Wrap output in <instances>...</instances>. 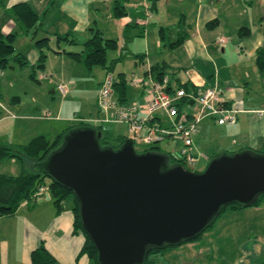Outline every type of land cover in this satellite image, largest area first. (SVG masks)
Masks as SVG:
<instances>
[{
    "label": "crops",
    "instance_id": "obj_1",
    "mask_svg": "<svg viewBox=\"0 0 264 264\" xmlns=\"http://www.w3.org/2000/svg\"><path fill=\"white\" fill-rule=\"evenodd\" d=\"M159 1L152 9L148 0H126L127 15L114 19L111 9L109 11L111 0H60L55 7L57 13L52 14L47 27L52 31L53 36L71 33L77 39L78 34L81 33L89 38L90 29L100 30L99 26L103 28L102 23H106L114 28L118 40L126 43L123 46L116 40L134 65L132 76H143L147 68L159 66L167 69L171 76L173 75L176 86L188 84L189 90L195 86H216L221 89L220 101L228 103V106L236 111V122L233 125L220 126L214 120L206 119L198 124V131L192 138L197 162L210 160L211 154L215 152H220V155L245 151L263 154L264 77L259 75L255 66V52L257 48L264 45V9L259 8L264 6V0H210V2L188 0L189 5L182 3L184 9L170 16L162 12L163 8L159 6ZM18 2H28L33 7L29 0H8L7 4L10 8ZM214 2L220 3L219 6ZM223 5H225L224 8H221ZM231 5L234 9L230 8ZM40 8H44L42 4ZM105 8L108 10L106 14L103 12ZM252 9L255 15L253 19ZM48 12L49 8H46L42 14L44 19ZM224 13L228 16L226 17ZM241 13L244 15V18L242 17L244 20L239 19ZM213 19L218 20V26L215 29H208L206 24ZM150 22H152L151 25ZM241 27H249L251 35L235 43L236 39L231 33L238 31ZM100 31L104 36V29ZM44 33L47 34L46 31ZM166 35H168L167 44L164 41ZM149 36L156 38L155 44L149 43ZM181 37H184V40L177 44ZM131 40L133 45L130 43ZM219 40H223L224 43L220 44ZM32 52L37 54L33 58L36 62L38 51ZM28 64H30L29 61ZM138 69L140 71H137ZM104 75L103 71L98 86ZM98 86L95 89V100ZM251 92L252 96H250ZM141 94V88L129 89L128 86L126 103L136 102ZM19 100V97H13L12 106H7L0 99L2 111L0 121L10 120L9 116L4 115L5 113L11 114L13 120L18 117H28L22 116L20 109L16 108L15 103ZM62 111L63 107L58 111L59 118ZM213 129L214 133L210 134ZM223 139L229 142L228 147H225L228 145L225 141L218 144ZM205 140L208 145L204 143ZM213 140L215 143L209 147V143ZM26 168L31 170V167ZM50 202H52L51 194L45 190L41 197L32 200L31 203L21 204L13 216L0 217V264H32L30 254L41 243L61 264L89 263L86 255L78 256L84 242L83 236L71 234L74 222L73 204L64 205L59 215H56L53 205V215L48 220L52 212L49 213L46 203ZM44 206L50 214L48 217L44 212ZM261 211H264V200L258 207L232 210L234 214L239 213L245 216L263 213ZM21 212L24 213L19 218ZM8 219H10L9 222H7ZM262 220L264 217L259 216L258 220L246 223L261 229L264 225ZM229 229L230 224H222L218 232L219 235L222 234L221 238L225 239L228 236ZM215 236L206 244L212 247L211 251L206 248V251L201 252L203 250L200 248L201 241L185 244L200 252L197 255L198 264H264V238L259 235L244 240L248 242L247 245L243 242L244 246L241 242L238 243V249L232 250L228 248L230 240L218 242ZM223 245L225 248H221ZM234 252L237 255H233ZM203 253H213L209 262H204ZM180 264L194 263L190 259H184Z\"/></svg>",
    "mask_w": 264,
    "mask_h": 264
},
{
    "label": "water",
    "instance_id": "obj_2",
    "mask_svg": "<svg viewBox=\"0 0 264 264\" xmlns=\"http://www.w3.org/2000/svg\"><path fill=\"white\" fill-rule=\"evenodd\" d=\"M100 137L74 129L40 166L73 193L100 264H143L149 248L194 239L227 206L250 207L264 194V154L216 156L198 173L168 167L161 153L138 154L129 138L117 150L100 147Z\"/></svg>",
    "mask_w": 264,
    "mask_h": 264
},
{
    "label": "rangeland",
    "instance_id": "obj_3",
    "mask_svg": "<svg viewBox=\"0 0 264 264\" xmlns=\"http://www.w3.org/2000/svg\"><path fill=\"white\" fill-rule=\"evenodd\" d=\"M38 1L39 0H29V2L33 4V7L36 9V11L41 15V28L34 34L33 31L29 32L28 34H20L21 31L18 23L15 21L13 14L8 7V0H0V28L3 34L19 32L14 42L15 52L24 54V56L30 63L26 67H20L16 62L12 61L10 57L9 66L6 69L0 71V99L3 101V103L7 104V106H12V98L19 97V102L15 103V105H17L16 108L20 109V113L22 116H28L25 118L18 117L15 118L16 120H13V118L10 116L11 114H4L5 116H9L10 120L0 121V141L6 144L24 145L28 143L32 138H35L37 136H45L49 141H53L57 137V135L64 131L68 126L77 124L78 120L76 121L75 119H85L88 121H93L102 116L99 111L98 105L96 104L97 100H95V89L97 88L98 83L102 78V69L100 67H93L91 70H87L81 62L73 61L66 54H53L52 50H57L55 47V38L52 35V31L47 26L52 14L57 13V8L55 7L60 0H41V2ZM206 1L210 2V0ZM38 3H41L44 8H40L41 4ZM182 3H186L188 5L190 4L188 0H178L174 2H171L169 0H160L159 6H162L163 13L170 16L172 13L174 14L178 10L184 9L182 7ZM214 4L219 6L220 3L214 2ZM224 6L225 5H223L221 8H224ZM46 8H49V12L44 19V16L42 14ZM230 8L234 9L232 5L230 6ZM259 8L264 9V6H259ZM110 9L111 3L109 11ZM107 11L108 10H106V8L103 10L105 14ZM251 14L252 19L255 18L253 9ZM224 15L226 17L228 16L227 13H224ZM233 15L235 16V14ZM242 17L244 18V15L241 13L239 19L244 20ZM55 23H57V21ZM151 23L152 22H150V25ZM102 25L103 28L99 26V29H104L105 38L118 40L116 31L113 27L107 25L106 23H102ZM44 31H46L47 34L44 33ZM154 34L156 35V37H158L155 31ZM231 35L236 39L235 43H237L239 40L237 31L231 33ZM44 37L51 38V47L50 49L43 50L47 55L44 69H36L35 66L37 65V61L35 62L33 58L37 54H34L32 51H38L36 47V41ZM77 39V41L83 43L88 38H86V36L81 33L78 34ZM155 39L154 37L149 36V43L155 44ZM118 41L123 44V46L126 45L123 40ZM135 41H137V39H135ZM164 41L165 44L168 43V35H166ZM130 43L132 44L133 40H131ZM59 49L65 50L67 52H79L81 50L80 47L70 44H61ZM166 53L167 51L165 50V54ZM120 56L122 57V60L120 64L115 67L114 74H117L120 71L124 72L127 78V86H129V89H131V72L134 69V65L132 61H130V57H128L124 53L123 48H121L120 54L118 51L108 52L107 54L108 60L115 59ZM137 71L140 70L138 69ZM31 75H34L35 80L37 81L31 79ZM59 85L67 88L68 93L66 94V96L62 97L60 95L57 89ZM252 95L253 93L251 92L250 96ZM139 100L140 99L136 100V102H139ZM131 103L133 102H129L128 105ZM261 103L263 102L261 101ZM61 107H63V111L59 118L58 111ZM47 112L49 113V117H43ZM157 114L158 113H156V115ZM1 115L2 111L0 110V116ZM161 116L163 117V123L165 124L166 116L163 113H161ZM102 126L113 136H127V132L123 125L111 123L104 124ZM213 133L214 129L211 130L210 134ZM215 141L217 142V139ZM215 141L213 140L212 142H210L209 147H212ZM222 141L227 142L223 139L218 144H220ZM179 142L180 141L178 140L162 139L158 141V147L162 153H177L180 148ZM204 143L208 145V142H206V140ZM227 143L228 145H226L225 147L229 146V142ZM135 147L138 150L142 149L139 146ZM204 148L206 150V146H204ZM217 155H220V152L211 154V158L208 161L200 160L193 167H191L192 170L203 172L208 163ZM33 166L35 165L33 163L31 164L30 162L25 164V167L33 168ZM20 170L21 165L18 160L8 159L0 163V174L17 176L19 175ZM49 183L50 179L48 177L45 178V186L43 188L46 191H48ZM71 203V198H68V200L65 201L64 205L70 206ZM46 204L49 213L52 212V214L50 215L47 212L48 210L46 209V207H43L47 217L48 214L50 215L48 219L50 220L54 211L53 203L50 202ZM261 212L263 213L245 216L239 213L234 214L232 210L224 211L214 221L215 223L212 225V227L202 233L199 241H196L202 242V246L200 248L203 250L201 252L206 251V248H208L209 250L212 249L211 246H207L206 244L215 235V238L218 239V242H226L223 241L226 239L230 240L228 248H231V250L238 249V243L240 242H243L247 245L248 242H244V240H247L248 238H251L255 235H259L260 237L264 238V225L263 228L259 229L246 223L249 221L258 220L259 216L264 217V211ZM23 213L24 212L20 213L19 218L22 217ZM9 220L10 219H8L7 222H9ZM262 222L264 223V220H262ZM222 224H230V229L227 230L228 236L225 239L221 238L222 234L219 235L218 233ZM223 246L221 248H225V245ZM199 253L200 252L198 251V249H194L192 246L189 247V245L184 244L182 246L173 247L165 251H161L157 255H151L150 259H153L156 262L162 264H180L182 260L190 259L194 264H198L199 259H197V255ZM235 253L236 252H234L233 255H237ZM212 256L213 253H203L202 255V257L205 258L204 262H209Z\"/></svg>",
    "mask_w": 264,
    "mask_h": 264
},
{
    "label": "trees",
    "instance_id": "obj_4",
    "mask_svg": "<svg viewBox=\"0 0 264 264\" xmlns=\"http://www.w3.org/2000/svg\"><path fill=\"white\" fill-rule=\"evenodd\" d=\"M157 1L158 0H148L152 9L156 7ZM125 2L126 0H112L111 15L114 19H120L127 15ZM10 10L15 21L18 23L21 31L20 34H28L31 31H33L34 34L41 28V16L28 2H18L11 6ZM216 26H218L217 19H213L206 24L208 29H215ZM89 31L91 36L83 43H79L71 33L65 34L64 36L54 35L55 47L57 50H52L53 54H66L73 61L81 62L87 70H91L93 67H100L105 72V74L112 73L116 77L114 89L117 100L122 105H128L126 103L128 86L125 73L118 72L117 74H114L115 66L122 59V57L120 56L112 60H108L107 58L108 52L118 51L119 54L121 53V48L119 47L118 41L105 38L102 32L98 29H90ZM18 33L19 32L3 34L0 28V71L6 69L9 66L10 57L12 61L16 62L20 67H26L28 65V61L24 54L15 52L14 42ZM250 35L251 30L249 27H241L237 31L239 40H244ZM181 40H184V37H181L177 44H180ZM50 41L51 38L49 37H44L36 41V47L38 49V60L37 65L35 66L36 69H44L47 55L43 50L50 49ZM61 44L78 46L81 48V50L79 52H67L65 50H60L59 47ZM255 66L259 75L264 77V45L257 48L255 52ZM166 71L168 70L164 67L154 66L151 68L150 72L155 77L160 78ZM144 74H146V72ZM30 77L31 79L35 80L34 75H31ZM178 87L189 90L188 84H179ZM168 89L169 91H172V87ZM225 105L229 107L228 103ZM78 128H93L97 132H100V147H108L112 150L119 149L125 140L128 139V136L111 135L109 131L104 129L101 124H92L79 121L75 125L68 126L64 131L57 135L53 141H49L45 136H37L32 138L24 145H11L0 142V163L8 159H14L18 160L21 165L20 173L17 176L0 174V217H11L17 212L21 204L31 203L32 200H35L34 196L36 192L39 190V188L45 186L44 179L48 177L46 172L40 169L41 164L54 150L58 149L62 145L63 138L66 134ZM141 148L142 149L138 150L134 146V149L138 154L145 152H157L163 154L166 157L167 166L170 168L179 165L184 167L186 170L193 171L192 168L186 166L182 160L178 159L172 153H162L159 150L158 144L144 146ZM28 162L35 165L33 168L31 167L32 170L25 167V164ZM48 191L51 194L56 215H59L62 212L65 201L68 200V198H71L73 204L72 211L74 214V222L72 225L71 234L74 236L81 235L84 238V242L81 246L78 256L86 255L89 261L88 264H100L98 262L97 249L82 226L79 216L78 202L75 199L73 193L69 189L62 187L52 180H50L48 185ZM263 200L264 194H261L250 207H244L236 203L231 204L224 208L216 217V219L226 210H241L258 207L261 205ZM214 221L210 223V225L204 231L210 229L215 223ZM202 233L196 236L194 239L184 241L182 244L177 246L165 245L161 248H149L147 257L143 264H162L150 259V256L157 255L159 252L173 247L193 243L200 239ZM30 258L32 264H61L46 250L43 243L39 244L38 247H36L31 252Z\"/></svg>",
    "mask_w": 264,
    "mask_h": 264
},
{
    "label": "built area",
    "instance_id": "obj_5",
    "mask_svg": "<svg viewBox=\"0 0 264 264\" xmlns=\"http://www.w3.org/2000/svg\"><path fill=\"white\" fill-rule=\"evenodd\" d=\"M223 44V40H219ZM151 68L143 76H132L131 87L141 88L139 102L122 105L118 102L114 85L116 77L105 74L98 86L96 100L101 117L88 121L92 124H120L126 127L127 136L134 146L144 147L158 144L159 140L171 139L181 143L175 155L188 167H193L197 156L193 148V136L198 131V124L206 119L214 120L218 125H233L236 122V111L220 101L221 89L217 87L195 86L190 90L179 88L170 72L166 71L160 78L155 77ZM172 87V91L168 88ZM62 96L67 88L59 85ZM156 113H158L156 115ZM165 118V124L163 117ZM43 117H49L45 113ZM45 189L39 188L34 199L41 197Z\"/></svg>",
    "mask_w": 264,
    "mask_h": 264
},
{
    "label": "flooded vegetation",
    "instance_id": "obj_6",
    "mask_svg": "<svg viewBox=\"0 0 264 264\" xmlns=\"http://www.w3.org/2000/svg\"><path fill=\"white\" fill-rule=\"evenodd\" d=\"M194 172H198V171H195V170H194Z\"/></svg>",
    "mask_w": 264,
    "mask_h": 264
}]
</instances>
